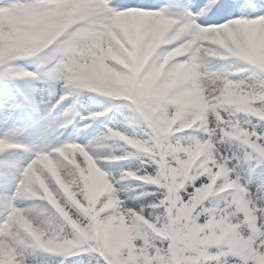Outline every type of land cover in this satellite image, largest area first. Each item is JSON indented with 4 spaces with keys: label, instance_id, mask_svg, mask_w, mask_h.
Instances as JSON below:
<instances>
[{
    "label": "clouds",
    "instance_id": "9594fccd",
    "mask_svg": "<svg viewBox=\"0 0 264 264\" xmlns=\"http://www.w3.org/2000/svg\"><path fill=\"white\" fill-rule=\"evenodd\" d=\"M129 14L117 0L0 12V68L30 77L51 104L42 121L61 134L110 115L119 125L74 153L42 151L7 235L0 226V264H264V149L253 154L264 140V76H253L264 63L232 61L235 46L215 27Z\"/></svg>",
    "mask_w": 264,
    "mask_h": 264
},
{
    "label": "snow or ice",
    "instance_id": "6c2138e0",
    "mask_svg": "<svg viewBox=\"0 0 264 264\" xmlns=\"http://www.w3.org/2000/svg\"><path fill=\"white\" fill-rule=\"evenodd\" d=\"M27 0H0V12L13 11L26 6ZM119 10L129 13L142 14L146 17L160 16L166 19L177 20L187 25H199L203 28L209 26L222 30L229 34V40L235 46V55L231 58L241 57L252 64L259 65L258 56L264 49V0H175L164 6H158L151 0H119ZM32 11H36L35 8ZM239 24L238 32H234L232 26ZM142 29L138 28L135 34L136 42L143 40ZM227 44V42H225ZM17 78L21 81L30 79L24 72H17ZM259 135V133L257 134ZM76 142H68L59 146V151L65 152L74 149L71 145ZM24 146L8 139H0V191L11 193L0 196V205L6 212L0 218V226L6 228L10 218L15 215V197L23 196L21 191L25 187V181L29 173L34 171L37 162L45 163L48 154L39 153L26 166L21 167L12 161L6 154L9 150L21 149ZM254 155H258L260 149H264V140L257 141ZM250 152L252 148L248 149ZM118 244L113 249V255H118ZM9 248L7 244H0V250ZM11 250L9 249V252ZM102 264H110L109 260L101 258ZM124 264H128L129 258H123ZM80 264H86L81 261Z\"/></svg>",
    "mask_w": 264,
    "mask_h": 264
},
{
    "label": "bare ground",
    "instance_id": "6f19581e",
    "mask_svg": "<svg viewBox=\"0 0 264 264\" xmlns=\"http://www.w3.org/2000/svg\"><path fill=\"white\" fill-rule=\"evenodd\" d=\"M163 2H167L169 3L170 0H162ZM171 2H175V0H171ZM133 16V15H131ZM133 23V21H132ZM232 61L236 62V63H240V64H245L246 62H242V61H238L237 58H231ZM258 60L261 63H264V49H261L259 56H258ZM222 63H226L225 61H219L218 63L221 64ZM228 62V61H227ZM21 64L24 68V70H27L26 66H31V63H28L27 61H21ZM222 65V64H221ZM28 71V70H27ZM262 76H264V73H259V71L257 70L255 75L253 76V79H260ZM1 89L4 90L5 89V83L1 82ZM29 92V91H28ZM30 93V92H29ZM31 93L32 95L28 96V98H26L24 101V103H29L33 100H35L38 103V108H39V112H40V121L38 122L36 127H32L37 123V120H35V117H30L28 119H20L14 116L12 109L13 106L16 107L17 103H12L10 104V102L12 101V99L10 100L9 98L11 96H13L14 94H11L8 91V95L7 94H3V101H5V104L9 103L8 105L10 106V110L9 113L7 114L6 118L3 119L4 123H0V139H6L7 137L10 138H20V141L26 145H28L30 151L33 150V146H38L39 148H42L43 150H51L53 148H56L58 146H62L65 143L68 142H76L79 144H82V146H85L86 148L88 147V145L90 144V142L94 141V140H99L103 134L106 132L107 128L105 131H99V128L102 127L104 124H108L109 123V127H113L114 129H116L115 125L116 123L111 119V116L109 117H105L101 120H97L95 122H90V126L84 131V132H79L76 136H73L72 131L74 132V130L68 131L66 137L63 139V141L58 140L55 137H50L47 138L48 136V130L52 131V127L48 126L49 122L46 121H42L41 117L42 115H44V113L47 111V109L51 108V104L48 105H41L39 103L40 101V95L39 92L36 89H31ZM53 103H55V101H53ZM69 101H65L64 103H62L61 105H59V107H57V111H55V116L52 115L53 117H58L64 110L65 108L68 106ZM7 107V106H6ZM84 115H88L87 112L84 113ZM97 122V123H96ZM84 124H81L80 127H83ZM48 128V129H47ZM27 129H29V131H27ZM30 129H32V131H30ZM6 135L7 137H3L2 135ZM75 137V138H74ZM45 139H47L45 141ZM11 140H15L16 139H10ZM13 142V141H12ZM98 148H100L101 150H103L105 148V144L101 143L98 144ZM29 151V153H31ZM68 151L71 152H75L77 151V149H69ZM26 155L25 159H27V157L29 156ZM12 161H15L16 163L19 164V166L24 167L26 166L28 163H30L31 161L29 160H22V159H17L15 157H19L21 156V154L18 151H9L6 154ZM24 157V155H23ZM28 161V162H27ZM50 161V165L49 168L54 170V162ZM151 171V169H149ZM97 179L99 180L100 178L97 177ZM11 193H4L2 191H0V196H6V195H10ZM6 212L5 208L0 205V216L4 215ZM120 245H123L127 242V237L126 235H121L119 241H118Z\"/></svg>",
    "mask_w": 264,
    "mask_h": 264
},
{
    "label": "rangeland",
    "instance_id": "374dc122",
    "mask_svg": "<svg viewBox=\"0 0 264 264\" xmlns=\"http://www.w3.org/2000/svg\"><path fill=\"white\" fill-rule=\"evenodd\" d=\"M151 2L152 3H155V4H157L158 6H164V5H166V4H168L167 2H163L162 0H151ZM117 4H119V0H117ZM136 15H139V14H137L136 13ZM28 63H31V66H26L27 67V70L28 71H32L33 69H34V64L31 62V61H27ZM221 64L223 65V64H226V63H222L221 62ZM20 67H22V69H24L23 68V66H22V64H21V62H20ZM19 80L18 78H17V76H15L9 69H8V66L6 65L5 67H3V68H0V81L1 82H4L5 83V89L4 90H2L1 89V84H0V123H4L3 122V119L4 118H6V116H7V114L9 113V111H11L10 110V106L8 105L9 103H7V104H5V101H3L4 99H3V94H7L8 95V91L11 93V94H13L14 92V89H13V83L15 82V80ZM10 100L12 99V101L10 102V104H12V103H17V105H16V107H14L13 106V109H12V112H13V114H14V116L15 117H23V118H25V119H28V117H27V114H26V112H27V108L26 107H24L23 106V103L18 99V97L16 96V95H13V96H11L10 98H9ZM7 106V107H6ZM25 110H26V112H25ZM55 111H57V108H56V110ZM28 113V112H27ZM52 115H54L55 116V113H53L52 112ZM111 116V115H110ZM38 120H37V123L34 125V126H32L33 128L34 127H36L37 126V124H38V122L40 121V119L39 118H37ZM87 123H89L90 124V122H87ZM97 123V122H96ZM81 124H83L81 121H77V127H80L81 126ZM108 126H109V123L108 124H104L102 127H100L99 128V131H105L106 130V128H108ZM115 127L116 128H118L119 127V125L116 123V125H115ZM80 128H84V125H83V127H80ZM88 127H86V128H84V130L82 131V132H84L86 129H87ZM48 129V128H47ZM71 130H74V132L72 131V134H73V136H76L79 132H77L76 130H75V128H70V129H68L67 131H63V133L61 134V132H59V131H56L54 128L52 129V131H49L48 130V136H47V138H50V137H55V138H57L58 140H63V138H64V135H65V137H66V135H67V133H68V131H71ZM0 131H2V130H0ZM27 131H29V129H27ZM30 131H32V129H30ZM3 137H7L6 135H2ZM75 138V137H74ZM6 139H8V140H10V139H16V140H20V138L18 137V138H10V137H7ZM47 139H45V141H46ZM82 145V144H81ZM59 147V146H58ZM54 149V148H53ZM48 150V149H47ZM52 150V149H51ZM39 153H42V148H39L38 146H33V150L31 151V153H30V155L27 157V159H25L26 157L24 156L23 157V155H21V156H19V157H15V158H19V159H22V160H30V161H32L33 159H35V157H36V155L37 154H39ZM27 161V162H28ZM47 165L49 166L50 165V161H47ZM119 243V242H118ZM87 259H88V257H77V258H75V264H80V262L81 261H87Z\"/></svg>",
    "mask_w": 264,
    "mask_h": 264
}]
</instances>
